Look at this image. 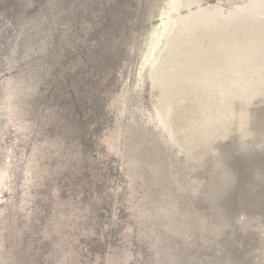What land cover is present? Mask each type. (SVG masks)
Segmentation results:
<instances>
[{
    "label": "rangeland",
    "instance_id": "rangeland-1",
    "mask_svg": "<svg viewBox=\"0 0 264 264\" xmlns=\"http://www.w3.org/2000/svg\"><path fill=\"white\" fill-rule=\"evenodd\" d=\"M0 264H264V0H0Z\"/></svg>",
    "mask_w": 264,
    "mask_h": 264
},
{
    "label": "bare ground",
    "instance_id": "bare-ground-1",
    "mask_svg": "<svg viewBox=\"0 0 264 264\" xmlns=\"http://www.w3.org/2000/svg\"><path fill=\"white\" fill-rule=\"evenodd\" d=\"M160 30L162 31V28H160ZM161 31L159 33H161ZM149 63H151V65H153V67L155 68V70L159 67L160 62L158 59H155L154 61H149ZM153 68V69H154ZM252 91V90H251ZM191 141V134H187L185 137V143L189 144Z\"/></svg>",
    "mask_w": 264,
    "mask_h": 264
}]
</instances>
